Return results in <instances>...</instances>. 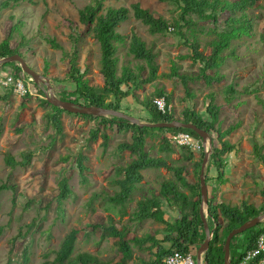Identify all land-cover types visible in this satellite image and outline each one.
Masks as SVG:
<instances>
[{
	"label": "rangeland",
	"instance_id": "obj_1",
	"mask_svg": "<svg viewBox=\"0 0 264 264\" xmlns=\"http://www.w3.org/2000/svg\"><path fill=\"white\" fill-rule=\"evenodd\" d=\"M2 1L4 0H0V6ZM90 3H93V0L12 2L11 7L3 10L0 8V41L8 36L12 26L20 24L14 33L13 42L14 46L20 47L29 66L50 80L55 94L64 88L73 90L74 86L68 82H56V79L68 78L69 61L61 49L53 48L46 39H56L63 46V50L71 52V34L80 33L82 37L86 30L79 21V10ZM133 3H140L142 7L171 21L178 14L171 0H105L104 5L131 7ZM249 15L255 23L253 37L234 41L231 48L225 52L228 55L225 63L215 70L224 76L220 83H208L200 75V65L193 62L188 46L178 36L172 32L152 35L146 25L131 15L119 30L128 36L134 31L146 41L148 47L157 54L159 70L158 79L136 89L135 93L123 100L122 109L140 120L150 118L139 102L152 96L158 89H164L171 95L173 114L179 119H182V112L187 107L205 115L207 104L212 102L219 108V122L223 130L238 122L241 126L225 139L235 146L234 151L223 155L226 183L217 180L218 170L211 159V144L207 142L206 149L210 154L205 175L210 177L207 185L209 198L215 197L217 203L224 202L231 206H241L243 202H247L259 207L264 201V164L255 157L253 144L257 141L264 145V43L260 39V34L264 33V0L250 9ZM211 28L212 24L205 21H200L196 27L200 50L206 55L211 52L208 43L214 37L210 34ZM128 42L129 38L127 45L119 47V68L130 66L136 71L138 66H142L144 70L141 74L145 78L148 74L147 65L128 53ZM79 50V65L82 70H88L87 78L90 84L102 86L99 43L92 34H85L81 38ZM232 50L235 56L229 55ZM173 66L178 68L180 75L188 76V79L185 81L182 76H172ZM215 71L211 74L214 75ZM13 72L11 67H0V73H8L22 79L30 89L32 99L26 101V94L20 96L13 91L10 101L0 100V123L3 126L0 136V186L9 183L17 187L15 206L12 190H3L0 194V264H7L9 261L12 264H22L25 248H29L31 253L29 264L52 262L63 239L72 229L77 230L72 257L80 252H89L97 255L103 262L119 263L122 254L115 239L106 236L102 238V229L93 225L100 222L108 224L109 218L116 221L121 218V207L114 206L107 197L119 192V186L114 183L120 178L116 172L117 167L136 157L129 152L121 153L118 150L119 144L132 141V132L119 133L117 130H108L110 139L105 148L102 137L97 141L90 138L91 130L97 128L95 120L63 113V132L57 133L56 129L48 124L44 117L45 111L39 105L42 95L38 93L37 84L33 83L31 76L25 72L18 76ZM231 84L237 93L227 103L226 89ZM38 85L43 87L42 84ZM4 88L12 87L0 85V95L3 94ZM123 88L126 89L125 86ZM22 103H26L25 107ZM212 134L216 136L215 133ZM171 135L174 134H169L168 137ZM161 137L162 134L147 138L149 153L155 157H165L176 166H186V176L193 184L196 180L195 162L201 158L204 148L196 149L172 142L176 152L161 153ZM195 139L202 144L201 138ZM181 147H188L194 156L188 160L184 159L189 151ZM7 154L17 161H25L29 154L32 157L28 165L12 169L5 161ZM79 154L88 157L85 161L89 168L85 172L89 180L87 184L81 182L76 167ZM142 174V187L135 190L132 200L127 203V213L137 210L138 201L143 199L148 191L157 192L163 179L173 178V174L166 169H147L143 170ZM64 177L68 179L72 192L64 200V212L61 213L58 207L59 182ZM166 210V218L170 222L173 221L169 210ZM172 210L175 211V216H179L176 208ZM205 210L207 216L206 205ZM127 218L123 219L126 221ZM33 222L34 225L30 227ZM132 227L131 238L151 234L161 240L166 233L165 225L153 220ZM165 245L170 247L169 243ZM148 246L150 243L145 245V249L133 245L135 257L130 264H139L141 260L149 261L152 256L146 249ZM197 250L193 253L195 259Z\"/></svg>",
	"mask_w": 264,
	"mask_h": 264
},
{
	"label": "trees",
	"instance_id": "obj_2",
	"mask_svg": "<svg viewBox=\"0 0 264 264\" xmlns=\"http://www.w3.org/2000/svg\"><path fill=\"white\" fill-rule=\"evenodd\" d=\"M20 0H4L1 2L0 8L7 9L11 7L12 2L18 3ZM178 13L174 20H168L162 16L156 15L151 10L144 8L140 3H133L131 7L125 5L114 7H105V0H93V3L86 5L79 10V21L86 27L85 34L92 36L99 43L101 51V75L103 76V85H91L87 78L88 70H82L79 65L80 50L79 45L84 35L80 33H72L73 47L71 52L63 50V46L54 38H47L46 41L55 49H61L66 57H68V78L66 80L56 79L59 84L68 82L74 86L73 90L64 88L56 92V95L65 101H71L75 104L86 106H98L110 108L114 110L122 109L123 100L128 98L135 90L142 87L143 84H149L158 79L159 65L157 63V54L151 47H148L136 32L124 35L120 30V26L127 22L131 15L140 20L148 27L152 35L168 34L172 32L185 43L190 50V58L195 64L200 65V75L203 76L208 83H220L224 76L216 72L225 63L228 57L225 54L231 48L234 41L243 37H253L254 20L249 15V10L255 8L261 0H171ZM226 14V16H224ZM196 18V19H195ZM200 21L212 24L210 34L214 37L208 43L211 52L206 55L200 50L201 44L196 27ZM15 24L10 29L8 36L0 41V59L14 55L24 54L20 51L19 46H14V33L18 30ZM187 29V31L185 30ZM128 53L135 59L145 62L148 68V74L145 78L142 76L144 68L138 66V70H133L130 66H122L119 68V57L117 56L120 46L127 45ZM260 39L264 43V33L260 34ZM230 56H235L232 50ZM11 67L15 76L23 72L21 66L17 62L6 63L0 65L2 68ZM46 71L48 68L45 67ZM216 70V71H215ZM215 74H211L214 73ZM172 76H182L183 80H187L188 76L178 73V68L173 66ZM34 83V81H33ZM187 83V82H186ZM126 87V89L123 88ZM38 93L42 95L39 105L45 111L44 117L48 124L54 127L57 133L63 132V123L61 120L63 113L79 116L85 119H93L97 122V128L91 130L90 138L97 141L99 137L103 139V146H108L110 136L108 130H117L119 133L132 132V141L119 144L118 150L121 153L129 152L136 157L126 164L117 167L116 172L120 178L114 181L119 186V192L107 197L114 206L121 207V218L114 220L109 218L108 224L103 222L94 224L93 227H100L103 231L102 238L105 236L115 239V243L122 258L119 263L103 262L97 255L89 252H80L72 257L74 243L76 241L77 230L72 229L63 239L60 248L56 251V257L52 262L44 264H130L135 257L133 245L145 249V245L150 243L146 249L151 253L152 258L149 261L141 260L139 264H164L165 258L173 252H181L188 254L196 251L206 238L204 223L200 216V207L203 203L201 197L200 171L205 152H202L201 158L195 162L194 177L195 182L192 184L187 178L186 166H176L171 164L167 158L152 156L147 150V138L162 134L159 144V151L166 154H174L176 148L169 134L178 132H186L195 138L200 136L191 129L186 128H148L140 127L135 124L119 118L93 116L86 114H73L65 110L53 106L45 99V86L41 87L37 84ZM248 92V89L245 90ZM13 89L4 88V92L0 95V100L10 101ZM226 101L229 103L237 91L231 84L226 89ZM156 97H165L167 102L171 101V95L164 89H158L154 94L139 102L149 113L150 118L141 119L143 121L158 123L171 122L173 120H182L186 123L191 122L197 127L206 130L211 136V159L217 167V180L226 183L224 178V168L226 166L223 155L234 151L235 146L225 140L233 132L240 128L241 124L230 125L223 130L219 122V108L210 102L207 104L206 114L195 111L194 108L187 107L182 112V119L174 114H162L155 106L154 99ZM32 99L30 93H26L25 99ZM26 103H22L25 107ZM3 126L0 123V136L2 135ZM215 133L216 136H213ZM189 151L188 147H181ZM255 157L264 164V145H260L257 141L253 144ZM194 153L189 151L184 159H191ZM32 155L29 154L25 161H17L12 155L7 154L5 161L12 169L17 166H26ZM88 157L79 154L76 158V167L80 174V180L83 184L88 183L85 172L89 170L85 161ZM147 169H166L173 174L171 179H163L160 189L147 192L143 199L138 201L137 210L132 213L126 212L127 203L134 196L135 190L142 187L144 180L143 170ZM205 180L208 185L210 177L206 174ZM60 193L58 195L59 210L64 212L63 203L71 195L68 179L62 178L59 182ZM16 185L2 184L0 186V194L3 190H12L14 194L13 206L16 202ZM188 190V192L186 191ZM264 198V188L262 190ZM33 203V202H31ZM170 208H176L179 211V217L170 222L166 218V211L163 205ZM30 205V203H29ZM264 213V201L256 207L253 204L243 202L241 206H231L224 202L217 203L215 197L209 198L207 205V222L213 233L210 247L204 254L203 264H224L225 241L228 234L235 228L243 225L245 222L260 216ZM128 216L125 221L123 218ZM153 220L165 225L166 235L160 240L151 234L143 236H135L129 238L132 226H138L144 221ZM34 225L31 223L30 227ZM2 229H0V234ZM264 235V221L260 222L256 227L235 236L230 246V264H240L244 256L257 247L258 238ZM15 241V240H14ZM165 243H169L167 247ZM264 256V251L259 254L251 262L258 264ZM31 253L29 248H25L23 252V263L29 264ZM7 264H12L9 261Z\"/></svg>",
	"mask_w": 264,
	"mask_h": 264
},
{
	"label": "water",
	"instance_id": "obj_3",
	"mask_svg": "<svg viewBox=\"0 0 264 264\" xmlns=\"http://www.w3.org/2000/svg\"><path fill=\"white\" fill-rule=\"evenodd\" d=\"M11 62H17L21 66L23 72H25L27 75L31 76L32 80L36 84H42L45 86V99L51 103L53 106L59 107L66 112L73 113V114H86V115H93V116H105V117H119L122 118L131 124L138 125L140 127H148V128H186L191 129L195 131L200 138L203 141L204 148L207 146V142L209 141L211 144V137L209 132H207L204 129H201L197 127L195 124L191 122H184L182 120H173L171 122H158V123H152V122H146L141 121L136 116H133L131 114H127L120 110H114L110 108H104V107H98V106H86V105H79L75 104L71 101H65L60 99L55 92L53 91V87L50 83V80L47 77L42 76L40 73L35 71L33 68L29 66L25 58L20 54H14L5 58L0 59V65L11 63ZM209 154L210 151L206 150L205 155L203 158V162L201 165V171H200V186H201V197L203 199V203L200 207V216L202 218V221L204 223L206 238L204 242L199 246L197 253H196V264H203V258L204 254L207 252V250L210 247V242L213 237V233L209 228L208 222H207V216H206V210L205 205H208L209 200V194H208V187L205 180V167L209 160ZM264 221V213L260 216H257L247 222H245L243 225L233 229L227 236L225 241V255H224V264H230V246L232 239L247 230L256 227L260 222Z\"/></svg>",
	"mask_w": 264,
	"mask_h": 264
},
{
	"label": "built area",
	"instance_id": "obj_4",
	"mask_svg": "<svg viewBox=\"0 0 264 264\" xmlns=\"http://www.w3.org/2000/svg\"><path fill=\"white\" fill-rule=\"evenodd\" d=\"M0 85L13 88V91L20 96H24L27 92H30V89L26 87L23 80L19 77L15 78L13 75L8 73H0ZM154 104L156 108L162 113L166 115H170L174 113V107L172 103H168L165 97H156L154 99ZM170 139L174 144L180 145H188L195 147L196 149L204 148V144L200 141L196 140L191 134L186 132H180L179 134H174L170 136ZM207 146L204 148L206 151ZM264 251V235H261L257 240V247L253 250H250L242 259L240 264H251L256 257L259 256L261 252ZM194 251L183 254L181 252H173L172 254L168 255L165 260L164 264H196V259L193 255ZM258 264H264V256L259 261Z\"/></svg>",
	"mask_w": 264,
	"mask_h": 264
},
{
	"label": "crops",
	"instance_id": "obj_5",
	"mask_svg": "<svg viewBox=\"0 0 264 264\" xmlns=\"http://www.w3.org/2000/svg\"><path fill=\"white\" fill-rule=\"evenodd\" d=\"M163 209L166 211V213H167V210L166 209H168L169 210V212H170V217L172 218V220L173 221H175L179 216H175V211L174 210H172L173 208H170L168 205H167V203L165 204V205H163ZM176 214H177V212H176ZM173 215H174V218H173ZM178 215V214H177ZM126 217H128V216H126ZM126 217H124V218H126ZM173 221H171V222H173ZM133 228V227H132ZM131 228V229H132ZM166 232V231H165ZM132 234V233H131ZM166 235V233H164V236ZM130 237L129 238H131V235H129Z\"/></svg>",
	"mask_w": 264,
	"mask_h": 264
}]
</instances>
